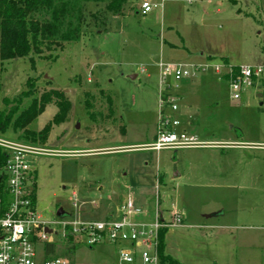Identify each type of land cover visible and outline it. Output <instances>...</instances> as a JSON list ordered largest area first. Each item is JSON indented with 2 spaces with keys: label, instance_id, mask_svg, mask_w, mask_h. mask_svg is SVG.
<instances>
[{
  "label": "rangeland",
  "instance_id": "374dc122",
  "mask_svg": "<svg viewBox=\"0 0 264 264\" xmlns=\"http://www.w3.org/2000/svg\"><path fill=\"white\" fill-rule=\"evenodd\" d=\"M137 1L129 0L118 15L109 14L105 4L88 3L80 40L3 65L1 99L14 100L32 77L36 96L58 89L71 102L67 121L53 125L47 140L36 144L51 154L30 157L37 211L49 221L61 207L73 219H104L124 201L117 194L127 199L136 189L142 193L158 184L159 195H146V219H155L161 199V208L175 204L195 224L167 231L169 250L181 264H264V76L236 100L213 67L183 78L179 88L173 75L162 84L160 68L264 66V0H168L149 15L137 14ZM168 91L181 92V100L178 112L165 108L166 114L209 146L138 148L155 140L162 94ZM87 100L94 103V116ZM31 101H13L6 109L17 108L18 115ZM0 107L5 108L2 101ZM57 112L49 104L29 129L41 131ZM22 133L10 127L3 136L19 140ZM223 210L224 221L239 229L201 227L204 215ZM235 213L242 220H232ZM70 257L74 264H122L111 244L78 246Z\"/></svg>",
  "mask_w": 264,
  "mask_h": 264
},
{
  "label": "built area",
  "instance_id": "2783aa9c",
  "mask_svg": "<svg viewBox=\"0 0 264 264\" xmlns=\"http://www.w3.org/2000/svg\"><path fill=\"white\" fill-rule=\"evenodd\" d=\"M167 1L138 0L134 9L137 14L149 15L163 10ZM209 67H213L219 79L227 80L231 96L236 100L254 89L264 76V66L261 65L235 67L225 62L214 66L177 63L160 65L161 81L163 84L168 76L173 75L176 88H179L178 82L183 78L205 73ZM180 100L179 91L162 94L164 108L156 138L139 149L160 152L211 144L198 140L182 127L176 116L166 114L165 108L178 112ZM0 147L7 152L0 189V264H74L70 256L78 246L92 249L101 244L117 247L122 264H160L161 232L184 225L185 212L177 205L161 208L162 201L158 199L152 221L146 219L148 208L137 206L131 196L104 219H73L68 215L46 220L37 211L36 170L30 157L51 154V151L33 143L6 139L1 133ZM74 205L78 206V200Z\"/></svg>",
  "mask_w": 264,
  "mask_h": 264
},
{
  "label": "trees",
  "instance_id": "16d2710c",
  "mask_svg": "<svg viewBox=\"0 0 264 264\" xmlns=\"http://www.w3.org/2000/svg\"><path fill=\"white\" fill-rule=\"evenodd\" d=\"M129 0H0V74L6 61L31 54L41 55L44 49L52 46L63 47L65 43L80 40L85 20V7L88 3L105 4L109 14H122ZM33 66L34 58L30 57ZM36 81L30 77L27 89L14 100L4 97L0 101V133L4 134L10 127L14 132L22 131L19 140L37 144L45 142L53 125L67 121L71 110V102L65 92L58 89L43 91L36 96ZM2 84L0 83V94ZM32 98L30 105L17 114L18 109L7 110L11 102L22 105L23 101ZM55 103L58 112L41 131L29 129V126L42 114L46 107ZM87 106L95 114L93 101H86ZM111 104V103H110ZM16 115V116H15ZM7 160V152L0 147V189L3 186V168ZM160 236V264H181L165 252V234Z\"/></svg>",
  "mask_w": 264,
  "mask_h": 264
},
{
  "label": "crops",
  "instance_id": "0c3cea01",
  "mask_svg": "<svg viewBox=\"0 0 264 264\" xmlns=\"http://www.w3.org/2000/svg\"><path fill=\"white\" fill-rule=\"evenodd\" d=\"M225 61L229 62V60H227V59ZM136 77H137V75H134V78H136ZM260 93H262V96H263V90L258 88V96H259ZM155 138H156V135H155L154 139ZM179 174H180L179 171H176L174 176H177ZM184 177L185 176H183V175L181 176V178H184ZM151 188L152 187L144 188L142 193H140L141 192L140 189H136V191H135L136 194H133L134 198H133V195L131 197L133 198V200L135 199L134 202L136 201V203L138 205L136 203L135 204L137 206L147 207L146 195L152 194L153 196H155V193H156V195H159L160 185H158V184L155 185V190H151ZM118 195H119V197H118ZM117 197L119 198L118 200L120 201V203L123 200L124 201L126 200L125 198H122L123 197L122 194H117ZM111 213H113V212L108 213V215H110ZM226 213L227 212H225V210H223L222 212H211V213H208V214L204 215L203 218H202V220H204V222H202V226L201 227L208 228V229H213V230L220 229V228L221 229H226V230H231V229H236V228L239 229L238 226H237L238 224H234V222H232L233 223L232 224L231 222L224 221L225 216H227ZM242 217L243 216L240 213H238V214L235 213V215L231 216L230 218L232 220H242ZM187 219L188 218L186 217V213H185L184 225L181 228L189 229V228L195 227V224L194 223L192 224V222H189ZM166 234H167V232H166ZM166 234H165V252H166V254L170 255L173 259H175V260H177L179 262V259H177V257H175L171 253V251L169 250L168 243H167V240H166ZM234 240L237 241L238 238L236 237ZM250 241L252 243V246L255 247L257 245L255 239L249 240V242ZM242 242H243V239H242ZM257 242H258V240H257ZM244 245H245V243L243 242V246ZM116 249H117V247H116Z\"/></svg>",
  "mask_w": 264,
  "mask_h": 264
},
{
  "label": "water",
  "instance_id": "95a60500",
  "mask_svg": "<svg viewBox=\"0 0 264 264\" xmlns=\"http://www.w3.org/2000/svg\"><path fill=\"white\" fill-rule=\"evenodd\" d=\"M132 78H134V76H132ZM259 97H262V93L259 94ZM57 214H58V216H61V217L67 216V214L65 213V211L62 207L58 209Z\"/></svg>",
  "mask_w": 264,
  "mask_h": 264
}]
</instances>
